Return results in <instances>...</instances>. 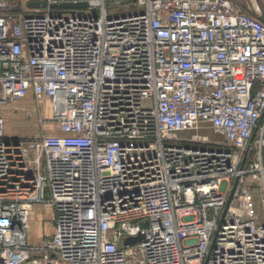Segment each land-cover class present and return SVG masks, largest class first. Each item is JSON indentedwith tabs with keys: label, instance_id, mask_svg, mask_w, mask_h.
I'll list each match as a JSON object with an SVG mask.
<instances>
[{
	"label": "built area",
	"instance_id": "obj_1",
	"mask_svg": "<svg viewBox=\"0 0 264 264\" xmlns=\"http://www.w3.org/2000/svg\"><path fill=\"white\" fill-rule=\"evenodd\" d=\"M40 1L0 0V264H264V0ZM30 95L61 134L8 133Z\"/></svg>",
	"mask_w": 264,
	"mask_h": 264
},
{
	"label": "rangeland",
	"instance_id": "obj_2",
	"mask_svg": "<svg viewBox=\"0 0 264 264\" xmlns=\"http://www.w3.org/2000/svg\"><path fill=\"white\" fill-rule=\"evenodd\" d=\"M19 1V0H11ZM23 2L29 0H22ZM31 1V0H30ZM243 11H245L246 0H233ZM9 115L11 135L22 139H33L39 137L43 132L53 133L57 131V125L51 121L52 105L51 102L34 101L31 104H24V107L10 106ZM44 120H39V117ZM12 118V122H11ZM50 125V126H49ZM198 136L208 137L214 144H223L224 139L215 134L214 130L202 125L199 129L174 136L176 139H195ZM55 220V211L50 205H37L30 213L29 244L37 245L43 239L49 238L53 234V223Z\"/></svg>",
	"mask_w": 264,
	"mask_h": 264
},
{
	"label": "water",
	"instance_id": "obj_3",
	"mask_svg": "<svg viewBox=\"0 0 264 264\" xmlns=\"http://www.w3.org/2000/svg\"><path fill=\"white\" fill-rule=\"evenodd\" d=\"M29 8H46L48 6V3L45 1H40V0H31L28 4ZM52 8H56V7H62V8H68V9H73V8H86L87 7V3H78V4H73V3H64L61 5H56L53 4L51 5ZM237 185V181L235 182V187ZM232 195L230 196L229 202L231 201ZM143 240V236H139L136 238H129L126 240V244L127 245H133L136 243H139L140 241Z\"/></svg>",
	"mask_w": 264,
	"mask_h": 264
},
{
	"label": "crops",
	"instance_id": "obj_4",
	"mask_svg": "<svg viewBox=\"0 0 264 264\" xmlns=\"http://www.w3.org/2000/svg\"><path fill=\"white\" fill-rule=\"evenodd\" d=\"M32 97L33 96L30 95L26 100L15 101V102H13V103H11V104H9V105H7L5 107V116H6V119H7V129H8V133L9 134H11L10 122L8 121L9 118L7 117L9 115V113H10L9 107L10 106H17V107H20L21 108V107H24V104L34 103V100L32 99ZM11 122H12V118H11ZM47 134H50V135H58V134H61V132L60 131H56V132H53V133L49 132Z\"/></svg>",
	"mask_w": 264,
	"mask_h": 264
}]
</instances>
